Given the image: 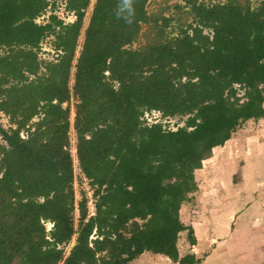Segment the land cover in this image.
I'll return each instance as SVG.
<instances>
[{
  "label": "trees",
  "instance_id": "1",
  "mask_svg": "<svg viewBox=\"0 0 264 264\" xmlns=\"http://www.w3.org/2000/svg\"><path fill=\"white\" fill-rule=\"evenodd\" d=\"M91 1L65 0L72 22L37 23L49 0H0V264H130L145 252L198 264L179 256L182 231L195 244L179 210L212 149L264 118V0H184L171 18L131 0L130 19L124 0ZM48 37L54 58L39 59ZM151 112L184 124L144 122ZM71 128L91 212L75 199Z\"/></svg>",
  "mask_w": 264,
  "mask_h": 264
},
{
  "label": "rangeland",
  "instance_id": "2",
  "mask_svg": "<svg viewBox=\"0 0 264 264\" xmlns=\"http://www.w3.org/2000/svg\"><path fill=\"white\" fill-rule=\"evenodd\" d=\"M212 1L215 0H204ZM241 1H249L252 6L259 3V0ZM183 4L184 0H149L147 11L149 14L163 12L167 17H178L180 12L175 7ZM90 11L91 6L86 11L84 27ZM52 12L66 23L74 20L72 14L65 10V0H49L47 10L37 17L36 22L44 23ZM183 17L188 20L185 15ZM174 26L175 22H171L167 31H172ZM204 32L210 31L205 29ZM81 37L82 33L79 42ZM51 42V37L42 42L39 59L54 58ZM234 86L236 96L243 101V90L238 85ZM70 108L72 122L73 100ZM142 119L149 124L159 122L163 128L175 129L184 124L185 118L164 119L159 113L151 112L144 114ZM0 125L5 129L10 126L8 117L1 112ZM69 138L75 199L79 201L85 197L91 212L94 207L93 189L78 167L72 128ZM194 178L197 189L181 205L179 218L187 228L193 229L195 244H189L188 230L182 231L177 243L179 256L193 254L199 260L198 264H264V118L243 122L227 142L212 149L202 167L194 171ZM73 242L66 247L67 251ZM130 264L177 263L166 256L145 252Z\"/></svg>",
  "mask_w": 264,
  "mask_h": 264
},
{
  "label": "clouds",
  "instance_id": "3",
  "mask_svg": "<svg viewBox=\"0 0 264 264\" xmlns=\"http://www.w3.org/2000/svg\"><path fill=\"white\" fill-rule=\"evenodd\" d=\"M121 12H126L127 13V18H131L133 14V8H132V3L131 0H124L122 6H121Z\"/></svg>",
  "mask_w": 264,
  "mask_h": 264
},
{
  "label": "built area",
  "instance_id": "4",
  "mask_svg": "<svg viewBox=\"0 0 264 264\" xmlns=\"http://www.w3.org/2000/svg\"><path fill=\"white\" fill-rule=\"evenodd\" d=\"M21 135H23V134H21ZM46 226H49V227H46ZM45 227H46L47 230H49L52 227V224L47 222V223H45Z\"/></svg>",
  "mask_w": 264,
  "mask_h": 264
}]
</instances>
